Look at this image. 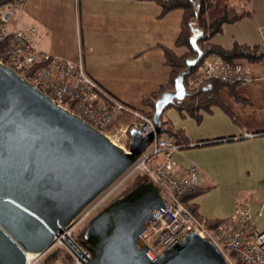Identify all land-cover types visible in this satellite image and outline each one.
Instances as JSON below:
<instances>
[{"label":"water","instance_id":"water-1","mask_svg":"<svg viewBox=\"0 0 264 264\" xmlns=\"http://www.w3.org/2000/svg\"><path fill=\"white\" fill-rule=\"evenodd\" d=\"M198 37L194 29L191 42L198 55L187 60L174 89L156 100L155 130L142 137L132 129L130 151L0 60V264H27L28 251L49 250L55 234L163 133V112L186 97V76L203 57ZM165 206L154 181L112 200L87 226L81 243L92 255L83 263L226 264L223 249L195 230L160 254L152 252L141 234Z\"/></svg>","mask_w":264,"mask_h":264},{"label":"crops","instance_id":"crops-1","mask_svg":"<svg viewBox=\"0 0 264 264\" xmlns=\"http://www.w3.org/2000/svg\"><path fill=\"white\" fill-rule=\"evenodd\" d=\"M250 6L252 16L225 23L211 42L226 48L235 42H264V0H250ZM161 10L157 0H26L6 11L5 19L11 29L34 26L39 47L64 58H82L104 89L150 110L143 99L171 77L162 45L180 55L188 51L176 45L184 11L161 15ZM240 61L250 65L253 79L221 86V102L202 109L201 120L169 110V119L187 137L174 159L180 168L191 161L199 165V187L206 191L192 201L204 218L225 219L238 203L246 204L256 228L264 230V58Z\"/></svg>","mask_w":264,"mask_h":264},{"label":"built area","instance_id":"built-area-1","mask_svg":"<svg viewBox=\"0 0 264 264\" xmlns=\"http://www.w3.org/2000/svg\"><path fill=\"white\" fill-rule=\"evenodd\" d=\"M25 1L14 0L11 4L0 6V43H3L0 60L31 80L59 105L77 113L106 133L127 151H130L132 129L142 137L154 131L153 114L129 105L104 89L87 72L82 58L72 60L42 49L35 41L34 26L27 30L9 27L5 12H12ZM210 78L230 84H243L250 82L253 75L250 65L240 60L231 62L219 55H212L194 75L189 76L187 90L200 88ZM115 125L119 126L114 129ZM180 148L181 145L175 139L158 136L128 170L77 215L70 225L55 234L54 243L49 250L65 247L74 256L76 264H84L83 261H87L92 253L74 236L73 230L92 216L95 208L119 183L132 175L146 172L158 185L160 194L166 201L164 211L141 234V239L152 252L160 254L185 234L195 230L201 236L214 240L223 249L226 264H264V230L256 228V221L248 205L238 203L230 217L212 227L182 201L183 194L199 187L201 171L195 161L183 168L176 164L174 154ZM162 152L163 157L156 161L155 155ZM231 251H235L236 256ZM46 252L38 253L39 257L33 264Z\"/></svg>","mask_w":264,"mask_h":264},{"label":"trees","instance_id":"trees-1","mask_svg":"<svg viewBox=\"0 0 264 264\" xmlns=\"http://www.w3.org/2000/svg\"><path fill=\"white\" fill-rule=\"evenodd\" d=\"M14 0H0V6H6L13 3ZM161 5V15L175 9H182L184 11L181 32L177 38L176 45L184 46L188 51L184 54H178L174 48L162 45L165 50L166 63L171 68V77L168 83L163 84L159 90L154 91L150 97H145L143 102L150 110L141 108L149 114H153L156 100L166 91L173 90L175 85V78L187 68V60L196 57L198 52L193 47L191 38L194 29L199 30L198 44L203 50V57L197 63L190 74L186 76L185 82L188 78L194 75L203 62L212 55H219L223 59L234 62L240 59H247L249 61H259L264 58V42L249 45L246 43L235 42L231 48H226L220 44L211 42V39L223 31L225 23L235 22L245 16H252L253 10L250 6V0H157ZM3 48V43H0V51ZM223 85L235 86L217 78H210L204 81L198 89L188 90L186 97L183 99H176L168 107L176 108L183 116H194L197 120H201V110H209L212 104L221 102L219 89ZM167 107V108H168ZM166 110V109H165ZM165 111L162 115L163 133L159 136H169L182 146L187 143V137L183 129L175 128L173 122L165 117ZM163 157V152L155 155ZM152 181L150 175L146 172L137 173L131 183L127 185L115 198H118L141 182ZM206 191V188L197 187L181 196L185 205L200 219L204 220L208 225L214 227L222 219H206L200 211L197 203L192 199L197 195ZM114 198V199H115ZM85 229L79 232L78 239L82 241L85 235ZM236 256L235 251L230 252ZM61 259L62 264H72L74 261L73 255L64 248H56L46 256V263L58 264L57 260ZM239 263L240 261L237 260ZM242 264V263H240Z\"/></svg>","mask_w":264,"mask_h":264},{"label":"rangeland","instance_id":"rangeland-1","mask_svg":"<svg viewBox=\"0 0 264 264\" xmlns=\"http://www.w3.org/2000/svg\"><path fill=\"white\" fill-rule=\"evenodd\" d=\"M174 107H168L166 108L165 110V117L169 118V110L172 109ZM116 126L118 127L119 125H115L114 129L116 128ZM135 175H132L130 176L129 178L125 179L124 181H122L121 183H119V185L112 191L110 192L108 195H106V197L102 200V202L98 205V207L95 208V210L93 211V214L92 215H95L97 214L100 210H102L107 204H109L112 200H114V198L123 190L127 187V185L129 183H131V181L133 180ZM119 181V180H118ZM117 181V182H118ZM116 199V198H115ZM86 221H84L83 223H81L79 226L76 227V229L73 230V234L74 236L78 237L79 235V232L82 231V229H85L86 230V225L84 224ZM56 248H59V247H55L51 250H49L48 252H46V254H44L43 256H41V258L39 259V261L36 263V264H48L46 263L45 259H46V256L52 252L53 250H55ZM61 248H64L66 249L65 247H61ZM67 250V249H66ZM68 251V250H67ZM69 252V251H68ZM74 257V256H73ZM36 262V260L34 261ZM33 262V263H34ZM32 263V264H33ZM57 263L58 264H62V260L61 259H58L57 260ZM72 264H76V261L74 259V261L72 262Z\"/></svg>","mask_w":264,"mask_h":264},{"label":"bare ground","instance_id":"bare-ground-1","mask_svg":"<svg viewBox=\"0 0 264 264\" xmlns=\"http://www.w3.org/2000/svg\"><path fill=\"white\" fill-rule=\"evenodd\" d=\"M38 257H39L38 253L28 251L27 252V262H28V264H32L35 260L37 261Z\"/></svg>","mask_w":264,"mask_h":264},{"label":"flooded vegetation","instance_id":"flooded-vegetation-1","mask_svg":"<svg viewBox=\"0 0 264 264\" xmlns=\"http://www.w3.org/2000/svg\"><path fill=\"white\" fill-rule=\"evenodd\" d=\"M100 211H101V210H100ZM100 211H99V212H100ZM95 215H96V214H95ZM95 215H92V216H91L89 219H87L86 222L84 223V224L86 225V229H87V226L89 225L91 219H92ZM83 239H84V238H83ZM83 239H82V240H83Z\"/></svg>","mask_w":264,"mask_h":264}]
</instances>
